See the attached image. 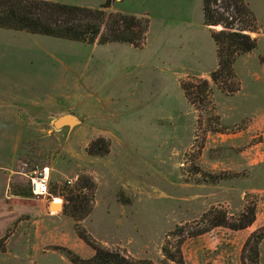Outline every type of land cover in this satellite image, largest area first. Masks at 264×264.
Instances as JSON below:
<instances>
[{
    "label": "rangeland",
    "instance_id": "1",
    "mask_svg": "<svg viewBox=\"0 0 264 264\" xmlns=\"http://www.w3.org/2000/svg\"><path fill=\"white\" fill-rule=\"evenodd\" d=\"M58 1L98 9L107 0ZM245 2L251 17L225 9L219 0L224 24L206 27L204 0H114L108 14L149 20L139 48L0 28V101L22 106L0 109V236L12 237L10 251L0 245V264H70L66 251L93 257L95 251L76 236L75 221L62 213L71 192L76 197L70 208L84 218L82 233L106 250L153 264L165 261V248L181 250L185 260L184 246L200 236L211 209L236 216L248 205L264 209V193L250 192L264 191V146L258 164L240 173L225 170L226 161H236L241 152L224 142L242 127L231 119L232 110L241 109L252 88L264 90V39L258 36L264 4L255 10ZM226 23L233 32L254 27L255 33H243L258 48L237 59L234 80L216 84L212 33ZM248 55L252 75L242 70ZM183 84L198 88L191 101ZM232 89L237 90L228 93ZM61 114L76 116L80 124L55 130ZM100 138L107 146L92 147ZM258 142L262 137L252 144ZM91 147L108 153L91 155ZM35 166L49 170L50 197L12 200L14 193L32 191L29 173ZM42 200L56 205L49 216L60 215L58 229L48 234L37 208ZM25 236L30 259L16 254ZM35 236L42 247L37 254ZM207 254L215 256L206 251L205 259Z\"/></svg>",
    "mask_w": 264,
    "mask_h": 264
},
{
    "label": "trees",
    "instance_id": "2",
    "mask_svg": "<svg viewBox=\"0 0 264 264\" xmlns=\"http://www.w3.org/2000/svg\"><path fill=\"white\" fill-rule=\"evenodd\" d=\"M113 1L107 0L100 8L93 9L45 0H0V28L88 45H93L98 41L100 45L122 43L130 44L136 48L143 46L149 31V20L134 16L108 14ZM218 1L204 0L203 12L206 27H217L224 24L225 18L216 8ZM224 6L225 9H233L238 15L252 16L245 0H225ZM103 26L107 28V33L102 32ZM229 26L231 24L226 23L225 29L212 33V38L217 46L218 69L211 73V79L216 84L223 80H234V65L237 59L258 48L257 40L253 39L250 34L243 33H255L254 27L249 26L238 32H233ZM227 29H231V31ZM182 89L186 98L191 101L195 95V89L198 88L183 84ZM236 90H229L228 93L234 94ZM99 145L106 147L107 141L100 138L92 144V147ZM92 147L91 155L103 156L108 153L107 149L96 152L92 150ZM70 194L71 196L68 195L66 199L68 206H64L63 212L75 221L79 237L95 251V255L90 259H82L71 251H66L67 258L72 264H153L151 261H137L106 250L91 237L82 233L79 224L84 218H80L76 211H72L70 208L76 197L72 192ZM14 195L22 198L34 196L32 191L17 192ZM256 218V204L246 206L244 211L237 216L231 215L225 209H211L204 218L207 226L199 231L198 235L220 227L232 231L245 230L255 223ZM9 237L5 236L0 240L1 250L6 249ZM263 241L264 227L254 232L246 242L242 254V264H260V245ZM164 253L165 261L162 264H185L181 250L178 249L174 254L165 248Z\"/></svg>",
    "mask_w": 264,
    "mask_h": 264
},
{
    "label": "crops",
    "instance_id": "3",
    "mask_svg": "<svg viewBox=\"0 0 264 264\" xmlns=\"http://www.w3.org/2000/svg\"><path fill=\"white\" fill-rule=\"evenodd\" d=\"M45 1H52L57 3L58 0H45ZM251 7L256 10V7L258 8V5L260 2L264 4V0H248ZM257 5V6H254ZM255 7V8H254ZM260 19H263V22L259 21V34L258 36L260 39H264V11L261 13ZM259 39V42H260ZM253 57V55H248L245 58L244 65H242V70H246L249 75H252L253 73V66L249 64V60ZM264 57V55H263ZM261 63L264 66V62L261 61ZM209 73L203 72L202 74L205 75ZM253 77V76H252ZM241 91H244V87H242ZM264 93V90L261 88H252V91L248 93V96L245 97L242 101L241 109L232 110L231 113V119L236 122H241L242 127L237 130L235 133H229L226 134L225 137V144L229 148H240L241 152L240 156L236 161L227 160L226 161V168L225 170L230 171H237L238 173L243 172L246 168L249 166H253L254 164H258V158L256 155L258 154V151L264 146V110L261 108V105H263V101H261V94ZM21 108L22 106H9L6 107L5 101H0V109H14V108ZM41 108V107H38ZM1 114H5L4 112L0 111ZM64 115V114H61ZM241 120V121H240ZM234 121V123H235ZM233 123V124H234ZM239 124V123H238ZM262 137L263 142H258L255 144H252L253 141L256 138ZM252 144V146H250ZM6 170V169H5ZM7 171V170H6ZM10 176H12L11 180H13V175L10 173ZM8 192V191H7ZM250 192L256 193V194H263L264 191L261 189H252ZM33 193V190H32ZM34 195V194H33ZM35 196V195H34ZM13 199L12 200H26L28 202H34L35 197L31 198H22L15 196L12 194ZM37 198V197H36ZM37 199H43V198H37ZM53 203L47 205L44 200L39 202L38 209L39 214L41 218L43 219V223L41 228L45 229V233H49L48 229H58V226L56 225L55 221H60V215H50L49 212L51 211ZM244 211V207L242 209V212ZM51 213V212H50ZM64 214V212L62 211ZM233 215V214H231ZM65 216V214H64ZM40 218V217H39ZM66 217H64L65 220ZM21 222V219L19 220V223ZM264 227V209L260 210L257 207V218L255 223L241 231H232L227 228H215L208 232L207 234L200 235L199 237L193 238V240L190 242V240L187 241L186 245L184 246V254L185 257V264H242V254L243 249L248 241V239L251 237V235L256 232L257 230ZM79 240L81 238L76 235ZM37 241L34 245V252L37 254L41 250V246L39 245L40 236H35ZM4 238L3 236H0V240ZM12 238V237H11ZM9 237L7 241V249L10 251V239ZM82 241V240H81ZM41 242V241H40ZM83 242V241H82ZM30 243V240H28V237H23L22 246L18 249L20 250V254L18 256L30 259V255L28 254L30 247L28 246ZM209 251V253L214 254L215 256L209 257V254L207 256L209 258L205 259V252ZM94 252V251H93ZM12 253V252H11ZM62 255V254H61ZM95 255V252H94ZM93 255V256H94ZM204 255V256H203ZM65 256V255H63ZM67 258V256H65ZM204 257V260H203ZM261 264H264V241L261 244ZM33 260H39L42 259V257L38 258V255L31 256ZM92 258V257H91ZM68 259V258H67ZM90 259V258H89ZM69 261V259H68ZM70 262V261H69ZM239 262V263H238ZM70 264H72L70 262Z\"/></svg>",
    "mask_w": 264,
    "mask_h": 264
},
{
    "label": "built area",
    "instance_id": "4",
    "mask_svg": "<svg viewBox=\"0 0 264 264\" xmlns=\"http://www.w3.org/2000/svg\"><path fill=\"white\" fill-rule=\"evenodd\" d=\"M29 179L35 197H41L43 199H48L50 197L49 174L47 173V168L35 166L29 173Z\"/></svg>",
    "mask_w": 264,
    "mask_h": 264
},
{
    "label": "water",
    "instance_id": "5",
    "mask_svg": "<svg viewBox=\"0 0 264 264\" xmlns=\"http://www.w3.org/2000/svg\"><path fill=\"white\" fill-rule=\"evenodd\" d=\"M80 124V120L73 115H64L60 118H58L53 126L55 130H62L64 128H69V129H73L74 127H76L77 125ZM56 205L53 203L52 207H51V211L53 209V207H55ZM63 209V207H61V210Z\"/></svg>",
    "mask_w": 264,
    "mask_h": 264
},
{
    "label": "bare ground",
    "instance_id": "6",
    "mask_svg": "<svg viewBox=\"0 0 264 264\" xmlns=\"http://www.w3.org/2000/svg\"><path fill=\"white\" fill-rule=\"evenodd\" d=\"M47 173L49 174V170L47 169Z\"/></svg>",
    "mask_w": 264,
    "mask_h": 264
}]
</instances>
